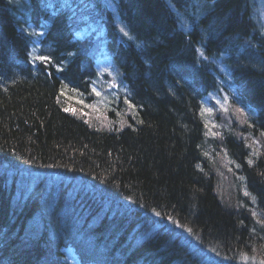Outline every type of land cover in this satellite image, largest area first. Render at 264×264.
<instances>
[{
  "label": "trees",
  "instance_id": "16d2710c",
  "mask_svg": "<svg viewBox=\"0 0 264 264\" xmlns=\"http://www.w3.org/2000/svg\"><path fill=\"white\" fill-rule=\"evenodd\" d=\"M11 1L0 0V264H69L70 252L82 264H263L264 34L252 2L51 0L47 12L29 0L31 20L49 19L44 60ZM84 15L122 72L131 102L119 117L75 112L95 65L66 22ZM222 52V93L245 127L209 144L201 110L221 65L207 57ZM43 172L62 180L55 200L35 196Z\"/></svg>",
  "mask_w": 264,
  "mask_h": 264
},
{
  "label": "rangeland",
  "instance_id": "374dc122",
  "mask_svg": "<svg viewBox=\"0 0 264 264\" xmlns=\"http://www.w3.org/2000/svg\"><path fill=\"white\" fill-rule=\"evenodd\" d=\"M39 1L41 7L44 8V10L47 12H49V8L54 9L55 7V4L52 3L51 0H45L48 3H44V1L42 0ZM11 2H14L16 7H18V9L23 12V17L25 19L23 22V28L27 34L29 33L30 38L32 39V41L30 40L29 43L31 51L35 55H37V59L44 56L45 52H40L39 55V50H47L50 49L51 46L45 45V43L42 42L39 43V38L40 36L44 35V31L48 23L47 21H49L48 17L41 19L39 17L37 22H34L33 20H31L33 17H30L31 12L28 8H25V4H27L28 0H12ZM186 2L191 3L192 0H188ZM250 2L256 4V8L252 9V13H254L255 15L256 23H258L262 27V30H264V0H250ZM193 3H195V6L198 5L196 7L199 8V1L196 2L195 0H193ZM21 4L24 8L20 6ZM108 7L116 12L115 4L113 3V1L109 3ZM195 11H197L196 8ZM178 16L180 18V22H184V20H181L182 18L179 13ZM17 17L22 18L21 13L17 12ZM114 19L116 20V25L117 29L119 30V34L125 36V33H127L126 36L129 37L130 35H128V29H126V27L121 24L118 18L116 19L114 17ZM78 21H82V24L80 28L75 31V34L77 35L76 37L79 42L83 45L93 47V50L89 52L92 54L95 69L94 75L90 79L89 90L86 94L87 96L83 100L79 98L77 106L93 107L96 105H105L107 108H111V106H113L111 104L112 101H119L117 107L112 112V116L107 114L108 111L96 115L100 120H104V117L106 115L109 118H112L113 115L118 116L122 109H128L130 107L129 103L131 102L128 97V93L126 92L125 86L121 81L122 72H120V70L118 69L117 64L113 62V56L107 50L105 44L103 45V43L97 41L98 38L103 39L104 37V32L102 30L101 25H94L93 20L88 19V16L86 15L81 17L79 16ZM185 26L188 27L190 25ZM199 54H201V52H199ZM222 54L223 55L218 56V59L214 57V55H212L211 57H207L210 63L211 61H217L218 66L221 65V70L219 69V71H217L214 69L215 78L217 79L216 84L206 95V98L203 100L204 103L201 110L202 115L204 117V121L206 122L205 133L207 134V136H209L208 143L211 136L215 137L216 135L224 134L225 130L227 129L232 134L233 128L240 133L245 127V124H243L242 121L239 120L235 108L229 104V100H227L222 93L223 91H225V88L230 89V87L227 86L230 80V76L229 73H227L228 71H226V68L224 67V52H222ZM224 117L227 118L228 123H226L225 125L223 124V126H221L220 121ZM118 122L119 121L116 120L115 123ZM246 129L247 127L243 130V132H246ZM51 178H53L55 186H57V184L61 183L62 181L61 178L58 179L57 175H53L51 176ZM49 197L51 199L53 198L51 193H49ZM68 256L70 261L69 264H82L79 263V261L76 259L75 256L72 255L71 252Z\"/></svg>",
  "mask_w": 264,
  "mask_h": 264
},
{
  "label": "bare ground",
  "instance_id": "6f19581e",
  "mask_svg": "<svg viewBox=\"0 0 264 264\" xmlns=\"http://www.w3.org/2000/svg\"><path fill=\"white\" fill-rule=\"evenodd\" d=\"M28 2H30L29 0H28ZM246 2H248V1H242L241 3H244V7H245V4H246ZM67 4V3H66ZM253 5L251 6V10L252 9H254V8H256V4H254V3H252ZM264 5V4H263ZM243 10V9H242ZM250 10V11H251ZM250 14L249 15H251L250 17V20L251 21H253V23L256 25V27H257V29L260 31V33L261 34H264V30H262V27L258 24V23H256V21H255V18H254V13H251V12H249ZM95 24H99V25H101V23L100 22H94V25ZM122 24V23H121ZM66 25L69 27V26H72V25H75V26H77V27H75V30L74 31H77L78 30V28H80V26L79 25H77L76 23H74V22H70V21H68V22H66ZM123 25V24H122ZM253 31L254 32H256V30L255 29H253ZM37 62V61H36ZM127 71H128V69H127ZM229 84V83H228ZM60 93H61V90L59 91ZM86 97V96H85ZM84 96H83V98H82V100L85 98ZM58 105L61 107V109L64 111V110H66L68 113H70L73 117H74V114H73V112H71L70 111V109L68 108V107H66L65 105H63L62 104V102L61 101H59L58 100ZM87 108H89V109H87ZM112 109V108H111ZM108 110H110L109 108H107L105 105H99V106H93V107H88V106H85V107H78V109H76L75 110V112L76 113H78L79 115H80V117H82V119L84 120V121H90V120H93V119H95L97 116V114H99V113H102V112H107ZM230 169V168H229ZM221 171V174H227L229 171L227 170H223L222 171V169L220 170ZM29 173H31L30 172V170H26V169H24L23 170V172H20L19 174L20 175H24V174H29ZM27 176H29V175H27ZM36 176L38 177L37 179L40 181V182H42V186L41 187H39L40 188V190H38V192H36V194H35V196L37 197V200H38V202H41V201H47V198L49 197V193H51L52 194V197H53V199L55 200L56 199V186L54 185V182H53V180L51 179V177L49 176V175H47V174H36ZM16 190H18L17 188H15L14 189V191H16ZM30 192V191H29ZM25 206H27L26 204H25ZM50 211H48L46 214H44L45 216H47L48 215V213H49ZM37 214H39V213H36L35 215H37ZM59 234H61V229L59 230V232H58V235ZM257 238L254 240V242L252 243V240H251V242L249 243V245H251V247H253V248H259L260 247V245L262 244H260V243H258L257 242ZM263 242V241H262ZM252 243V244H251ZM264 244V243H263ZM208 250V249H207ZM208 253H210V254H212V256H213V250H208ZM70 254V253H69ZM203 254H206L205 252H203ZM241 257L243 258V259H245L246 260V262L248 263V264H261V263H259L258 262V260L256 259V258H254L253 256L252 257H250L249 255H247V254H243V255H241ZM209 260H212V264H224L222 261H219V260H215V258L214 259H209ZM264 264V263H263Z\"/></svg>",
  "mask_w": 264,
  "mask_h": 264
},
{
  "label": "snow or ice",
  "instance_id": "6c2138e0",
  "mask_svg": "<svg viewBox=\"0 0 264 264\" xmlns=\"http://www.w3.org/2000/svg\"><path fill=\"white\" fill-rule=\"evenodd\" d=\"M125 35H127V33H125ZM41 59H44V60H46V59H48L47 57H41ZM247 194V193H246ZM157 215H159V213H157Z\"/></svg>",
  "mask_w": 264,
  "mask_h": 264
}]
</instances>
